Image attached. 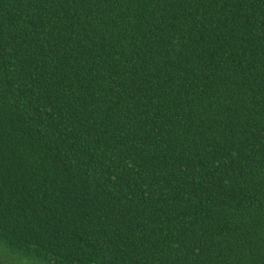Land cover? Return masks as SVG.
<instances>
[{
    "label": "trees",
    "instance_id": "16d2710c",
    "mask_svg": "<svg viewBox=\"0 0 264 264\" xmlns=\"http://www.w3.org/2000/svg\"><path fill=\"white\" fill-rule=\"evenodd\" d=\"M0 264H264V0H0Z\"/></svg>",
    "mask_w": 264,
    "mask_h": 264
}]
</instances>
